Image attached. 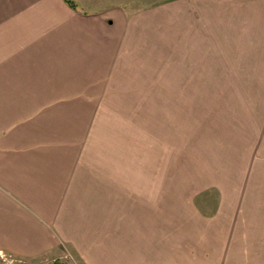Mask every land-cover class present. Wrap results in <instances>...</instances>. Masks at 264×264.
Listing matches in <instances>:
<instances>
[{"label":"rangeland","instance_id":"374dc122","mask_svg":"<svg viewBox=\"0 0 264 264\" xmlns=\"http://www.w3.org/2000/svg\"><path fill=\"white\" fill-rule=\"evenodd\" d=\"M118 1L111 65L75 90L89 233L0 264H112L118 240L138 264H264V0Z\"/></svg>","mask_w":264,"mask_h":264},{"label":"crops","instance_id":"0c3cea01","mask_svg":"<svg viewBox=\"0 0 264 264\" xmlns=\"http://www.w3.org/2000/svg\"><path fill=\"white\" fill-rule=\"evenodd\" d=\"M78 1L74 9L65 0H0V253L15 259L89 233V116L74 115L85 105L75 90L106 73V48L120 40L107 16L115 29L126 14L118 0ZM117 242L112 264H138L135 247Z\"/></svg>","mask_w":264,"mask_h":264},{"label":"trees","instance_id":"16d2710c","mask_svg":"<svg viewBox=\"0 0 264 264\" xmlns=\"http://www.w3.org/2000/svg\"><path fill=\"white\" fill-rule=\"evenodd\" d=\"M65 2L72 8L76 9L77 5L75 4V2L73 0H65Z\"/></svg>","mask_w":264,"mask_h":264}]
</instances>
